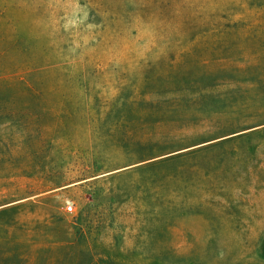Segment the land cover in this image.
<instances>
[{
	"label": "rangeland",
	"instance_id": "obj_1",
	"mask_svg": "<svg viewBox=\"0 0 264 264\" xmlns=\"http://www.w3.org/2000/svg\"><path fill=\"white\" fill-rule=\"evenodd\" d=\"M0 264H264V0H0Z\"/></svg>",
	"mask_w": 264,
	"mask_h": 264
},
{
	"label": "built area",
	"instance_id": "obj_2",
	"mask_svg": "<svg viewBox=\"0 0 264 264\" xmlns=\"http://www.w3.org/2000/svg\"><path fill=\"white\" fill-rule=\"evenodd\" d=\"M67 208H68V210H71V208H72V205L70 204V205H68L67 206Z\"/></svg>",
	"mask_w": 264,
	"mask_h": 264
},
{
	"label": "crops",
	"instance_id": "obj_3",
	"mask_svg": "<svg viewBox=\"0 0 264 264\" xmlns=\"http://www.w3.org/2000/svg\"><path fill=\"white\" fill-rule=\"evenodd\" d=\"M220 7H222V6H220ZM224 7H228V6H225V5H224Z\"/></svg>",
	"mask_w": 264,
	"mask_h": 264
}]
</instances>
